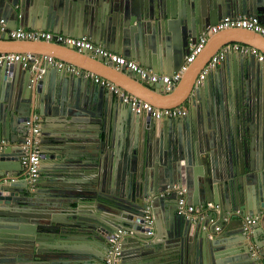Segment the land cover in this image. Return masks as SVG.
I'll use <instances>...</instances> for the list:
<instances>
[{
    "label": "water",
    "instance_id": "obj_1",
    "mask_svg": "<svg viewBox=\"0 0 264 264\" xmlns=\"http://www.w3.org/2000/svg\"><path fill=\"white\" fill-rule=\"evenodd\" d=\"M226 16H255L264 24V0H0V52H30L45 67L39 77L30 67L0 64V264H104L108 238L118 229L125 230L114 243L121 264L264 260V217L252 225L243 219L264 216V94H249L254 82L264 92V62L231 51L195 84L219 49L240 42L264 53L263 36L243 28L211 35L166 92L89 51L7 35L20 26L87 36L153 72L172 74L202 29ZM44 56L111 80L156 107L184 104L186 112L162 119L136 113ZM35 123L45 159L31 189L20 157ZM175 185L188 204L216 207L204 217L177 214ZM146 209L154 227L145 225Z\"/></svg>",
    "mask_w": 264,
    "mask_h": 264
},
{
    "label": "built area",
    "instance_id": "obj_2",
    "mask_svg": "<svg viewBox=\"0 0 264 264\" xmlns=\"http://www.w3.org/2000/svg\"><path fill=\"white\" fill-rule=\"evenodd\" d=\"M4 19L0 18V24H3ZM227 28H243L257 32L264 37V24L255 17V16H226L220 19L217 23L212 25L205 26L198 40L195 43L190 44L189 52L185 56L183 63L177 71L172 74H159L152 71L151 68L140 65L134 59H128L122 54L116 53L107 49L102 44H95L87 36L75 37L62 33H54L44 29H31L24 27H16L15 29H10L7 32L9 39L12 40H31V41H45L52 42L56 44H61L65 46L72 47L77 51H89L92 55H99L107 61L114 64L116 68L125 67L129 74L134 73L138 75L142 80L148 81L152 84L161 83L163 84V89L166 92H169L173 86L181 79L183 73L187 70L190 63H192L198 54L202 51L205 46L209 36L227 29ZM234 51L240 54H250L253 55L258 61H264V53L259 51L256 47L249 46L240 42L228 43L221 49H219L211 58L204 68L198 74L195 84H199L205 73L208 72L210 68H214L221 60L224 59L227 53ZM44 60L50 63L52 66L57 67L58 69L66 70L72 72L76 75H82L83 77L89 78L92 82L105 87L112 95H115L121 99L123 103L130 105L131 109L136 113H146L150 114L155 119H162L168 117H178L186 112L184 107H171V108H159L151 104L150 102L134 96L126 92L120 86L114 84L113 82L100 77L99 75L92 74L86 70H82L79 67L66 63L64 61L55 59L51 56H44ZM7 63H18L22 68L30 67L31 70H38L39 77L44 72V67L38 66V57H35L30 52L24 53H5L0 52V64ZM37 116H34L33 121H36ZM32 120H27V124H31ZM34 136L32 140L27 139L25 146V152L20 157V164L25 168L26 179L30 184V188H35V183L39 177V163L41 160L40 153V138H39V124L35 123L33 128ZM2 143H5V139L1 140ZM177 189L178 194L181 197L177 200L176 212L177 214L183 215L187 218H192L195 210L203 207V210L211 209L215 205L212 202H207L204 205H193L188 204L184 196V188H181L177 185L173 186ZM216 207V206H215ZM144 221L145 225L148 227H154V220L149 212L145 210ZM235 214L240 215V210H235ZM264 216L262 214H253V215H244L243 219L246 225H252L259 222ZM125 233V230L118 229L114 232L109 238L110 247L107 251V254L104 258V264H121L120 261V251L118 246L114 245L117 237L120 234ZM148 234H151L152 231H147ZM260 264H264V260Z\"/></svg>",
    "mask_w": 264,
    "mask_h": 264
},
{
    "label": "crops",
    "instance_id": "obj_3",
    "mask_svg": "<svg viewBox=\"0 0 264 264\" xmlns=\"http://www.w3.org/2000/svg\"><path fill=\"white\" fill-rule=\"evenodd\" d=\"M210 37V36H209ZM208 40V39H207ZM257 60V59H256ZM258 61V60H257ZM222 63V60L218 63V65H220ZM45 68V67H44ZM116 68V67H115ZM148 68V67H147ZM215 69V68H214ZM155 73H157V72H155ZM126 74H128L129 75V73H126ZM162 74H164V73H162ZM100 76V75H99ZM100 77H102V76H100ZM103 78V77H102ZM108 80V79H107ZM109 81H111V80H109ZM112 82V81H111ZM114 83V82H113ZM144 84H146V85H148V84H152V83H150V82H148V81H144L143 82ZM114 84H116V85H118L117 83H114ZM118 86H120V85H118ZM121 87V86H120ZM122 88V87H121ZM106 92V94L108 95V98H112V96H113V98H115L116 100H119V97H117V96H115V95H112L108 90H106L105 91ZM129 93V92H128ZM131 94V93H130ZM133 95V94H132ZM135 96V95H134ZM138 97V96H137ZM140 98H142V97H140ZM142 99H144V100H146V101H148V102H151V101H149L148 99H146L145 97L144 98H142ZM121 104H123V102L121 103ZM151 104H152V102H151ZM180 107H184V108H187V106L186 105H182V106H180ZM178 117H180V116H178ZM177 118V117H176ZM41 149H43L42 148V144H41ZM139 149H141V148H139ZM140 152H142V149L141 150H139V152H138V149H137V154H140ZM44 159L45 158H43L42 157V155H41V160H40V163H39V169H40V165H41V163H43V161H44ZM47 165H55L56 164V161L55 160H48V162H45ZM22 172H25V171H22ZM40 177V176H39ZM38 177V178H39ZM38 178H37V180H38ZM191 204H193V203H191ZM205 204V203H204ZM204 204H202V205H204ZM199 206V205H198ZM203 207L204 206H202L201 208H199L197 211L195 210V212H194V214H193V217L192 218H196V217H198L199 215H201V216H207V214H208V211H206V210H203ZM165 234V233H164ZM154 241H156V242H159V241H161L160 239H158V240H154ZM91 243H93V241H90ZM94 249L97 251V248H96V246L94 247Z\"/></svg>",
    "mask_w": 264,
    "mask_h": 264
},
{
    "label": "flooded vegetation",
    "instance_id": "obj_4",
    "mask_svg": "<svg viewBox=\"0 0 264 264\" xmlns=\"http://www.w3.org/2000/svg\"><path fill=\"white\" fill-rule=\"evenodd\" d=\"M249 94L254 98L256 94L262 95L264 92H262V88H258L257 84L254 82L250 88Z\"/></svg>",
    "mask_w": 264,
    "mask_h": 264
},
{
    "label": "bare ground",
    "instance_id": "obj_5",
    "mask_svg": "<svg viewBox=\"0 0 264 264\" xmlns=\"http://www.w3.org/2000/svg\"><path fill=\"white\" fill-rule=\"evenodd\" d=\"M255 59H256V58H255ZM259 62H264V61H259ZM151 231H152V233H153V230H151ZM152 233H151V234H152Z\"/></svg>",
    "mask_w": 264,
    "mask_h": 264
},
{
    "label": "clouds",
    "instance_id": "obj_6",
    "mask_svg": "<svg viewBox=\"0 0 264 264\" xmlns=\"http://www.w3.org/2000/svg\"><path fill=\"white\" fill-rule=\"evenodd\" d=\"M213 203V202H212Z\"/></svg>",
    "mask_w": 264,
    "mask_h": 264
}]
</instances>
